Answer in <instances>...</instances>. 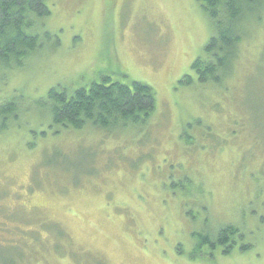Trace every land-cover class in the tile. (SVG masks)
Masks as SVG:
<instances>
[{"label":"rangeland","instance_id":"obj_1","mask_svg":"<svg viewBox=\"0 0 264 264\" xmlns=\"http://www.w3.org/2000/svg\"><path fill=\"white\" fill-rule=\"evenodd\" d=\"M46 5L41 49L0 76V106L20 111L0 132V264H264V19L206 85L191 66L214 28L196 0ZM102 77L154 91L145 124H51V88ZM228 225V255L195 250L194 234Z\"/></svg>","mask_w":264,"mask_h":264},{"label":"trees","instance_id":"obj_2","mask_svg":"<svg viewBox=\"0 0 264 264\" xmlns=\"http://www.w3.org/2000/svg\"><path fill=\"white\" fill-rule=\"evenodd\" d=\"M203 14L214 28L207 42L205 57L191 66L198 84L222 85L239 59V48L252 26L264 19V0H196ZM49 16L46 0H0V75L24 67L41 49L40 37L32 32L36 22ZM248 26V27H247ZM48 36V35H47ZM179 84L191 87L192 76H184ZM155 93L147 85L132 81L130 84L111 82L102 77L100 82L81 86L69 94L61 87L51 88L45 105L53 126L81 130L90 125L100 130L131 127L145 124L155 109ZM19 109L8 99L0 106L2 125L16 121ZM205 209V207H202ZM195 250L207 248L214 252L223 247V255L233 250L239 230L231 225L213 233L194 234ZM245 250V249H243Z\"/></svg>","mask_w":264,"mask_h":264}]
</instances>
